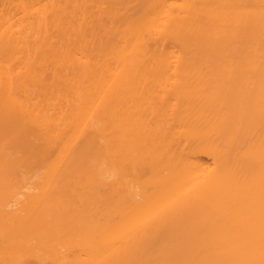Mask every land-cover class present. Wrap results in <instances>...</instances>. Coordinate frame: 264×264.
I'll return each instance as SVG.
<instances>
[{"label":"bare ground","instance_id":"1","mask_svg":"<svg viewBox=\"0 0 264 264\" xmlns=\"http://www.w3.org/2000/svg\"><path fill=\"white\" fill-rule=\"evenodd\" d=\"M262 99L264 0H0V264H259Z\"/></svg>","mask_w":264,"mask_h":264},{"label":"snow or ice","instance_id":"2","mask_svg":"<svg viewBox=\"0 0 264 264\" xmlns=\"http://www.w3.org/2000/svg\"><path fill=\"white\" fill-rule=\"evenodd\" d=\"M261 118L264 120V99H262L261 105ZM23 194H26V191L22 190ZM191 191V190H190ZM199 195L198 192H192V198H195ZM23 198V195L21 196ZM181 206L171 207L167 209L165 215L161 216L160 219L163 220L166 216L178 215L181 211ZM259 212H260V227H261V248H262V259L259 264H264V171L261 173L260 177V199H259ZM14 264H31V261L28 260H18L14 262ZM156 264H184V262L177 261H159ZM202 264H224V262L220 261H207L202 262ZM240 264H252V262H240Z\"/></svg>","mask_w":264,"mask_h":264}]
</instances>
